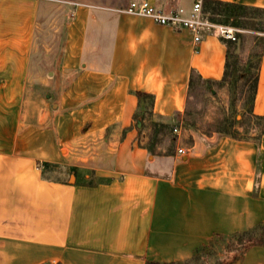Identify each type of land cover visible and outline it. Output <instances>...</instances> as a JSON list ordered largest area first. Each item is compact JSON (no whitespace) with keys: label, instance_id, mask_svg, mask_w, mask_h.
<instances>
[{"label":"crops","instance_id":"obj_1","mask_svg":"<svg viewBox=\"0 0 264 264\" xmlns=\"http://www.w3.org/2000/svg\"><path fill=\"white\" fill-rule=\"evenodd\" d=\"M129 1L0 0V264L178 261L214 234L264 223V134L259 144L193 134L187 147L179 133L172 155L138 145L134 91L152 94L153 114L172 122L191 70L219 80L226 49L217 34L195 42L184 27L128 14ZM147 1L164 12L194 2ZM48 44L51 84L81 108L85 127L74 120L63 131L57 118L62 141L43 156L22 145V107L34 52ZM252 111L264 114V53ZM237 264H264V245L248 246Z\"/></svg>","mask_w":264,"mask_h":264},{"label":"trees","instance_id":"obj_2","mask_svg":"<svg viewBox=\"0 0 264 264\" xmlns=\"http://www.w3.org/2000/svg\"><path fill=\"white\" fill-rule=\"evenodd\" d=\"M234 8L240 11L237 14L238 18L234 21V26L246 30L247 33L243 34L236 29L234 40L220 36L226 49L222 77L219 80H213L201 77L194 70L190 72L188 96L194 86H200L205 91L206 104L209 105L205 116L196 117L187 100L183 113H174L173 121L169 122L167 117L153 114L152 94L134 91L138 103L133 117L141 122L138 127L137 143L149 154H174L176 134L173 128L176 126L180 129L182 144L187 147L193 144V134L209 136L216 133L219 136H227L236 140L260 143L264 134V114H254L252 107L259 62L264 53V8L218 0L202 1L203 12L210 18L214 15L228 14ZM246 39H251L253 44L259 46L260 49L257 53H253V49H250L248 56L242 59L239 50ZM217 240H226L224 248L227 254L237 252L235 253L237 256L232 257L230 261L234 263L239 260L248 246L264 245V223H258L249 229L229 235L214 234L208 240V244L213 245ZM208 244L194 250L191 257L196 260ZM183 261L185 263L186 259L171 262L146 261L145 264H180ZM221 263L218 261L216 264ZM222 264H227V262Z\"/></svg>","mask_w":264,"mask_h":264},{"label":"rangeland","instance_id":"obj_3","mask_svg":"<svg viewBox=\"0 0 264 264\" xmlns=\"http://www.w3.org/2000/svg\"><path fill=\"white\" fill-rule=\"evenodd\" d=\"M238 12L240 11L234 8L228 14L212 16L211 20L219 25L238 29L245 34L247 33L246 30L234 26V21L238 18ZM60 45L58 44V47ZM49 48L50 44H48V49L43 47L42 49H36L34 52L35 58L32 60L31 69L34 71V74L29 76L33 81H31V84L28 85L24 92V105L22 107L25 120V123L22 125V131L24 132L23 141L25 144L22 145H26L29 150L42 153L43 156L49 153L52 145H57L62 141L61 139H55L57 118H59V129L63 131L67 130V126H72L74 120L76 121L73 124L75 130L82 131L85 127L81 121V108L67 107L62 97L63 91L54 89L51 84L54 74L48 73V71L54 72L55 70L54 60L51 59L55 52L50 51ZM250 49H253V53H257L260 47L254 45L251 39H246L239 50L242 59L248 56ZM206 101L207 95L205 91L200 86H194L188 96V103L191 105V109L195 112L194 115L196 117L207 114L209 105L206 104ZM66 116H70L71 118L68 123L65 119ZM52 127L53 129H51ZM158 165L150 168L158 172L167 167V163H165V166L163 164ZM225 243L226 240H217L213 245H209L207 242L206 244L208 245L205 246V250L196 260L190 257L186 259L185 263L183 261L180 264H216L218 261L220 263L227 262V264H231L230 261L232 257L237 256L235 254L237 252L233 251L227 254L224 248ZM227 258L229 259L226 260Z\"/></svg>","mask_w":264,"mask_h":264},{"label":"built area","instance_id":"obj_4","mask_svg":"<svg viewBox=\"0 0 264 264\" xmlns=\"http://www.w3.org/2000/svg\"><path fill=\"white\" fill-rule=\"evenodd\" d=\"M123 11L128 14L147 16L159 24L184 27L193 34L195 42L199 41L203 34H217L230 40H234L236 37L235 28L219 25L203 14L202 0H194L188 12H185L181 7L164 12L147 0H130ZM173 132L178 135L180 133L179 127H174ZM185 152L184 147L179 146L176 149L177 154Z\"/></svg>","mask_w":264,"mask_h":264},{"label":"water","instance_id":"obj_5","mask_svg":"<svg viewBox=\"0 0 264 264\" xmlns=\"http://www.w3.org/2000/svg\"><path fill=\"white\" fill-rule=\"evenodd\" d=\"M237 262H238V260L236 262H234V263H231V264H237Z\"/></svg>","mask_w":264,"mask_h":264}]
</instances>
